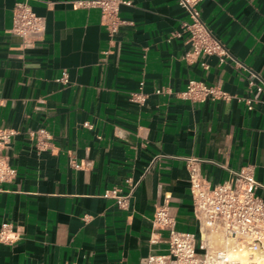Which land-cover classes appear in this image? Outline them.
Wrapping results in <instances>:
<instances>
[{
	"label": "crops",
	"instance_id": "obj_1",
	"mask_svg": "<svg viewBox=\"0 0 264 264\" xmlns=\"http://www.w3.org/2000/svg\"><path fill=\"white\" fill-rule=\"evenodd\" d=\"M19 1L45 19L32 44L11 31ZM76 1L0 0V128L16 131L0 227L19 232L0 242V264H141L167 250V233L153 222L162 205L178 230L213 250L194 212L188 159L212 185L229 178L226 168L242 167L264 185V94L250 93L251 110L238 99L249 94L251 72L264 82V0L200 2L229 52L222 62L184 58L187 34L171 37L188 19L178 0H130L113 35L98 7ZM192 79L232 98L185 99ZM140 91L145 101L133 99ZM113 187L131 193L125 207L104 195ZM256 192L264 200V188Z\"/></svg>",
	"mask_w": 264,
	"mask_h": 264
},
{
	"label": "built area",
	"instance_id": "obj_2",
	"mask_svg": "<svg viewBox=\"0 0 264 264\" xmlns=\"http://www.w3.org/2000/svg\"><path fill=\"white\" fill-rule=\"evenodd\" d=\"M187 11L188 19L183 21L182 29L171 33L173 36L187 34L190 49L185 53L186 60H194L201 55H218L220 61L229 56L223 43L210 31L200 14L202 0H178ZM130 0H78V7H98L101 10L102 24L108 32L115 34L125 24L120 16L121 5H129ZM45 19L38 16L27 1H19L13 8V25L11 31L19 36L24 44H32L40 39L45 31ZM208 68L206 61L202 62ZM67 83L66 71L59 78ZM142 89V85L140 87ZM264 94V82H257V75L250 73L246 97L238 98L244 101L248 109H253L254 99L250 96L253 90ZM164 88L157 89V93ZM181 96L192 101H208L222 99L229 101L232 97L219 85H212L202 80L192 79ZM147 93L136 92L133 99L145 101ZM16 131L10 128H0V183L11 181L16 175V169L10 161L7 149ZM35 135L45 134L44 129H38ZM189 181L193 197L194 212L200 223L208 230L219 233L233 240V248L245 251L252 263L264 261V200L257 194L259 188H264L253 175L251 167L230 169L229 178L212 185L206 180L194 165L195 159L189 158ZM129 193H122L118 187L105 191V196L112 197L118 205L125 207L130 198ZM153 222L158 230L166 231L167 250L162 254H149L141 264H243L241 259L231 256L226 249H208L202 241L199 243L192 232L181 231L176 227V217L168 205L155 209ZM19 238V232L13 230L9 223L0 227V242L11 243ZM153 241H156L155 239Z\"/></svg>",
	"mask_w": 264,
	"mask_h": 264
},
{
	"label": "bare ground",
	"instance_id": "obj_3",
	"mask_svg": "<svg viewBox=\"0 0 264 264\" xmlns=\"http://www.w3.org/2000/svg\"><path fill=\"white\" fill-rule=\"evenodd\" d=\"M214 236V235H213ZM215 237V236H214ZM225 238L226 243L223 246L214 247V249H226L231 253V256L241 259L243 264H264V261L259 260L257 263H252L248 259V254L245 251H239L238 249L233 248V240L229 238ZM222 240L221 235H216V240ZM214 240V239H213ZM209 241L211 243L212 236L209 235ZM211 245V244H209Z\"/></svg>",
	"mask_w": 264,
	"mask_h": 264
},
{
	"label": "rangeland",
	"instance_id": "obj_4",
	"mask_svg": "<svg viewBox=\"0 0 264 264\" xmlns=\"http://www.w3.org/2000/svg\"><path fill=\"white\" fill-rule=\"evenodd\" d=\"M209 235L212 236L211 245L214 246V247L223 246L226 243L224 236L219 234V233H216V232L210 230L209 231ZM216 235H221L222 236V240H218V239L216 240Z\"/></svg>",
	"mask_w": 264,
	"mask_h": 264
}]
</instances>
